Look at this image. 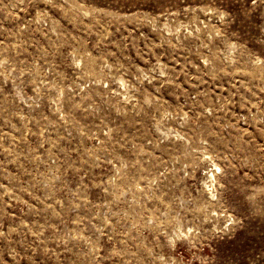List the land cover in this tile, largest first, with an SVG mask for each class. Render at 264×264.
<instances>
[{
    "label": "rangeland",
    "instance_id": "374dc122",
    "mask_svg": "<svg viewBox=\"0 0 264 264\" xmlns=\"http://www.w3.org/2000/svg\"><path fill=\"white\" fill-rule=\"evenodd\" d=\"M0 264H264V0H0Z\"/></svg>",
    "mask_w": 264,
    "mask_h": 264
}]
</instances>
